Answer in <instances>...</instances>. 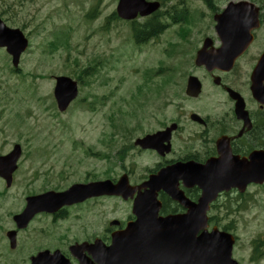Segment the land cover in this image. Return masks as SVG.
<instances>
[{"label": "flooded vegetation", "instance_id": "obj_1", "mask_svg": "<svg viewBox=\"0 0 264 264\" xmlns=\"http://www.w3.org/2000/svg\"><path fill=\"white\" fill-rule=\"evenodd\" d=\"M254 3L259 7L260 24L253 30L252 42L232 69L224 71L194 65L184 79L183 96L175 105L174 116L166 118L156 130L139 135L142 137L174 125L166 135L165 144L169 149L164 154L138 146L133 148L134 157L148 154L158 163L153 167H142L141 173L134 172L135 166L130 164L118 177L110 176L112 181L126 174L129 182L134 180L133 184H140L150 174L177 162L194 161L202 166L218 157L225 161L233 158L232 162L234 158L248 159L252 152L264 151V100L253 97L251 81L255 64L264 53V0ZM13 4L12 0H0V22L6 27L11 26V15H16L12 5L20 9L25 0H14ZM137 23L132 21L129 25L132 27ZM154 29L153 24L146 25L147 33L151 30L153 34ZM211 30V34H203V40L206 36L211 37L208 50L216 49L220 43L213 28ZM11 72V55L6 47H0V264H107L106 248L112 244L111 233L122 230L128 221L134 220L132 214L125 221L118 220L110 226L104 220L101 235H88L82 230V237L75 236L72 223L76 210L84 204L103 203L107 199L105 195L37 211L28 220L19 225L16 223L15 218L23 212L29 197L64 192L74 184L104 181L108 171L104 169L101 176L86 172L83 180L74 181L71 180L74 171L69 170V163L63 164L57 173L51 164L47 167L53 160L47 152H53L54 146L35 143L40 134L21 127L25 125L21 118L18 126L11 127ZM191 77L200 84V93L196 96L185 92ZM208 85L211 86L209 91L206 90ZM257 88L264 90V79ZM16 145L14 166L11 152ZM129 152L126 149V153ZM98 158L106 160L107 154L104 152ZM182 190L192 202H196L201 194L198 186L183 187ZM118 199L131 208V200ZM158 200V216L186 213L184 206L162 192L158 193ZM186 228L196 231L193 236L197 245L193 252L197 260L210 254L212 261L206 264H264V182H249L243 190L231 188L219 192L208 205L204 224L175 227L177 230ZM212 232H215L213 236ZM204 238L209 239L204 241ZM127 245L145 247L124 251L120 256L124 261L119 260V264H171L170 255L166 259V243L160 247H155L153 242L140 241ZM172 245L175 264H185L183 249L177 244Z\"/></svg>", "mask_w": 264, "mask_h": 264}, {"label": "rangeland", "instance_id": "obj_2", "mask_svg": "<svg viewBox=\"0 0 264 264\" xmlns=\"http://www.w3.org/2000/svg\"><path fill=\"white\" fill-rule=\"evenodd\" d=\"M183 1L196 10L190 21L197 24L188 26L185 36H178L179 24H173L175 32L168 30L158 42L139 49L125 39L128 26L110 18L117 0H25L20 9L12 0L16 15H11V26L23 29L31 44L21 65L20 74L25 78L12 75L10 122L18 126L23 112L27 123L21 127L47 134L35 142L54 146L53 152H47L53 157L47 167L51 164L59 172L67 162L74 171L71 180L79 181L86 172L101 176L105 169L107 175L118 177L130 164H134V172L141 173L142 167L158 163L148 154L134 157L130 144L174 116L184 79L195 67V50L203 34H211L209 18L226 0H214L215 5L205 0ZM172 43L178 45L177 50H172ZM98 59L100 64H96ZM85 68H93L94 75L83 76ZM145 72L151 76L150 83L144 82ZM57 75L83 76L77 100L63 113L57 110L52 94ZM210 89L208 85L206 90ZM89 103L96 108L90 110ZM121 146L130 152L116 160L114 152ZM104 152L107 159H99ZM80 208L72 221L79 237L84 235L82 230L101 235L104 220L107 225L130 215L127 203L109 198Z\"/></svg>", "mask_w": 264, "mask_h": 264}, {"label": "water", "instance_id": "obj_3", "mask_svg": "<svg viewBox=\"0 0 264 264\" xmlns=\"http://www.w3.org/2000/svg\"><path fill=\"white\" fill-rule=\"evenodd\" d=\"M159 7L158 2H148L145 0H119L116 8L118 16L123 19H133L137 14L148 15ZM216 21V32L222 41L221 47L215 52L197 53L196 64H204L206 67L230 68L233 61L240 55L246 44L251 40L250 30L258 26V9L247 1L229 2L225 9L214 16ZM10 51L13 57V64L16 66L19 54L26 48L27 40L17 29H11L9 36ZM264 68V56L259 59L252 76L253 84L257 79L258 73ZM54 96L57 101L58 109L64 111L68 104L77 96V84L65 76L56 77ZM196 80L189 79L186 92L196 96L200 87ZM255 98L261 100L259 94L255 93ZM166 132L169 130L158 131L151 135L137 139L135 144L142 148H152L159 153H163L166 148L162 147V142L166 140ZM246 160L234 159L233 164L222 160H215L207 164L210 168V175L199 178L200 167L194 163L175 164L163 168L156 175H151L149 179L138 186H130L126 177L120 178L116 183L110 180L95 182L85 185H74L63 194H44L35 198H29L24 214H31L33 211L49 209L51 206H60L68 202L69 196H76L74 200H79L91 195H120L124 199L132 198L135 190L138 194L133 199L132 213L136 216L133 222L128 223L127 227L111 235L112 244L106 248L107 264H119V260L124 251H136L145 246L127 245L135 241L153 242L155 247L163 246L166 243V259L172 254V244H177L183 249L185 261L188 263H198L210 261V254L196 259L195 249L197 242L194 238L195 230L180 229L175 227L182 225L185 227L196 224H204L205 211L207 204L221 190H228L234 186H244L245 182L264 180V153H253ZM181 179L186 186L198 185L202 189V195L197 204L183 205L187 212L183 215H173L158 217L157 211L159 203L156 200V193L164 190L173 199L183 202L185 199L182 192L177 188V180ZM142 191V192H141ZM82 196V197H81ZM73 198V197H72ZM23 214V215H24ZM22 216V215H20ZM17 217V219L20 218ZM114 223V222H112ZM174 234V236H173ZM178 236H177V235ZM201 237H197L200 239ZM204 238V241H207ZM203 241V242H204ZM164 242V243H163ZM172 264V260H171Z\"/></svg>", "mask_w": 264, "mask_h": 264}, {"label": "trees", "instance_id": "obj_4", "mask_svg": "<svg viewBox=\"0 0 264 264\" xmlns=\"http://www.w3.org/2000/svg\"><path fill=\"white\" fill-rule=\"evenodd\" d=\"M190 14L191 13L189 12L187 5H185L182 0H179V3L176 5L167 6L166 9V16L171 20L175 15L188 17L191 16Z\"/></svg>", "mask_w": 264, "mask_h": 264}]
</instances>
